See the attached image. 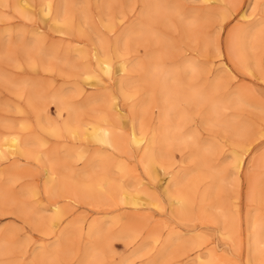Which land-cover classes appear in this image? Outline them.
Returning <instances> with one entry per match:
<instances>
[{
  "label": "rangeland",
  "instance_id": "1",
  "mask_svg": "<svg viewBox=\"0 0 264 264\" xmlns=\"http://www.w3.org/2000/svg\"><path fill=\"white\" fill-rule=\"evenodd\" d=\"M30 3L29 16L16 9L14 0L0 3V135L18 133L25 150L17 157L18 169L14 159L0 160V245L6 247L0 264H45L48 258L50 264H247L255 255L249 223L264 217V0ZM47 3L51 11L43 15ZM245 9L248 17L242 16ZM56 14L69 18L72 30L57 31ZM38 25L46 29L40 48L31 34ZM258 27L260 34L249 36L243 55L237 56L231 38ZM100 45L115 63L127 60L123 85H89L87 72L97 70L93 53ZM78 47L88 54L80 55ZM68 104L82 122L107 114L112 118L118 104L124 115L110 123L125 137L134 119L149 137L177 122L178 134L188 141L171 143L155 177L146 171L144 151L133 144L128 154L105 148L100 153L93 142L51 135L45 125L67 121ZM164 106L171 113L166 122ZM211 113H220L224 121H215ZM192 133L201 144L198 149ZM205 147L208 161L201 166ZM79 148L88 151L85 157L76 155ZM245 149V166L238 173L233 153ZM119 155L127 170L109 162ZM162 166L174 176L181 173L185 184L198 177L190 217L175 214L177 204L165 192ZM48 170L57 184L108 171L117 185L141 198L155 196L159 203L142 212L120 204L116 194L71 201L50 192ZM219 171L225 179L216 187L209 175ZM54 198H61L66 215L51 232L47 220L54 213ZM147 213L152 218L141 221ZM94 221L98 236L87 231ZM133 227L142 228L139 236H133ZM262 243L254 264H264ZM209 250L216 253L212 258L196 259Z\"/></svg>",
  "mask_w": 264,
  "mask_h": 264
},
{
  "label": "bare ground",
  "instance_id": "2",
  "mask_svg": "<svg viewBox=\"0 0 264 264\" xmlns=\"http://www.w3.org/2000/svg\"><path fill=\"white\" fill-rule=\"evenodd\" d=\"M6 2L7 0H0V3L2 4ZM202 3L204 6H207L206 3L204 2ZM14 6L23 16H29L32 13L30 7L32 5L30 3V0H14ZM49 11H51V4L47 3L45 4V7L42 9V14L44 15ZM242 16L248 17L247 9L243 11ZM53 23L55 29L59 32H67L72 30L73 28L71 20L67 17L60 16L59 14H56L53 17ZM113 25H114L113 21L107 22L108 27H113ZM45 32L46 29L43 25H38L32 28L31 34H33L36 37L35 43L39 46V48L41 47V45H43L41 43L44 42L45 40V35H44ZM260 32L261 29L260 27H258L252 32L243 31L241 36L235 35L230 40L229 43L230 49L234 51L237 54V56H242L247 47V41L249 39V36L255 37L257 34L259 35ZM102 47L103 46L100 45L99 48L95 50L96 52L93 53V55L96 58L95 60H96L97 70L91 69L87 72L88 79L92 80V82H90L89 85L93 87L100 84L104 88H109L111 85H113L116 82H118L119 85H123L121 78L128 70L127 60L121 59L115 63L113 61L114 59L113 56L109 52H105ZM77 50L79 51L80 55L82 54L83 56H85L86 54H88V51L81 47H78ZM116 55H117L116 57L118 58L120 57L119 52H117ZM81 90L84 92L85 88L83 87L81 89L80 87L79 91L81 92ZM166 98H167V94L164 93L163 102H165ZM68 107L70 108L71 114H70V118L67 121H65L61 125L57 123H53L50 125L49 123H47L48 125H45L46 130L51 135H53L54 137H62L67 134L74 139H78L79 141H81V139H84L85 141L93 142L99 145L96 148L98 149L96 151H99L100 153H102L103 148H105V150L111 149L119 153L128 154L130 150L128 144L129 145L133 144L138 148V150L144 151L145 160H146V171L147 173L155 177L158 176L157 164L161 163V159L163 158L164 155L167 154L166 149L171 145V143L175 141L176 143L182 141H188L187 139H184V136L182 135L180 136V133L178 134L177 131L178 129L181 128V125L177 122L174 123L171 128H168V130L166 131L159 130L149 137L148 134L146 133L145 126H143V124L140 122L137 123L136 122L137 119H134L132 121V126L130 127V133L127 137L123 136L122 134H118L114 129L113 124L110 123L111 120L120 122V118L124 115L123 113L124 108L119 106L118 104L113 105V110L118 113H113L112 118H110V115L107 114L102 116L100 119H98V121L95 122H82L78 113H76V108L71 107V105L69 104ZM161 108H162V120L166 122L169 120L168 117L171 114V113H167V109H169V107L164 106ZM174 114L177 115L176 113ZM211 114L215 115V119H214L215 121H219V122L224 121V119L220 117V113H211ZM205 121L207 122V120ZM25 122L23 123V127L28 128L29 123H25ZM232 128L234 130H238L235 127ZM193 135L194 134L192 133L191 138L195 142L194 145L196 149H198L199 147H201V144L198 143V141L193 137ZM39 143L41 145H44L46 143V140L41 137L39 139ZM23 145L24 142L18 133H11L6 137L0 135V160L4 161L6 159H14L15 160L14 168L18 169L21 165L19 164L20 162L18 161L17 157L21 156V153H23L24 150ZM208 149L209 147H205L203 151H201L199 154L200 157L202 158V160H199L201 166L203 164L204 165L207 164L208 157H206L203 154L204 151ZM248 151L249 149H245L242 153L237 151H234L233 153L234 167L235 169H237L238 173H240V171H242V169L245 166V160H246L245 157ZM87 153H88L87 150L81 153V148H79L76 155L79 157H85ZM36 155H37L36 157L41 156L40 154H36ZM118 158L119 160L117 161L111 158L109 159V162L110 163L115 162L117 164V167L122 171L127 170L128 168L127 161H125L120 155ZM263 165H264V160H263ZM162 169H163L162 179L165 181L163 183V185L165 186V192L169 197H172L174 199V202L177 204L175 209V214L178 217H190L194 208L195 194L198 186V182H196L195 179H198V177L195 178L191 183L185 184L180 179L181 177L179 175L181 173L174 176L173 174H171V172H167L164 166H162ZM50 170L47 171L49 174L48 184H49L50 192L52 194L57 193V195L59 194V197L66 198L71 201L72 200L76 201L75 197L77 196L99 201L106 198H112L114 194H116L118 196L117 201L120 204L132 207L135 210H139L142 212L146 210L151 211L152 206L158 205L159 203V199H157V197L155 196L149 195L148 198H141L133 194L131 191H129L127 187L121 184L117 185L113 181L112 176L108 173V171L103 175L94 176L91 178L83 177V179L80 182L70 183L64 180L61 184H57L53 182V177H52L53 172L52 171L50 172ZM209 176L212 177L213 181L216 183L215 185L216 187H218L221 184V182L225 179L224 174L220 171L211 172ZM181 185L182 187H180ZM0 195H2L1 190H0ZM61 202H62L61 198H54L50 204V209H52L54 213L47 220V228L51 232L56 231V229L60 227V225L62 224L63 216L66 215L65 211L63 210L64 208L62 207ZM151 218L152 216L149 213H147L143 217L142 216L140 217L141 221L142 219L149 220ZM97 225L98 224L94 221V223H92L87 227V231L90 236H98L101 234V231L98 229ZM262 228H264V217H257L254 220L250 221L249 223V234L254 239L252 244L253 245L252 252L255 255L254 257L252 256L247 260V264H254L253 261H255V256L257 257L260 254V249H261L260 244H263L262 242H264V232H263L264 229L262 230ZM141 229L142 228L139 227H133L132 228L134 234L133 236L134 237L139 236L141 233ZM170 241L171 239L167 238L165 243L166 246L162 254L166 255ZM5 249H6L5 246L0 245V253H3ZM215 254L216 253L213 250H209L207 252H200L196 259L199 260V262H202V259H204L205 256L212 258ZM47 260L48 262L46 261L45 264H50L49 258ZM53 260H55V258Z\"/></svg>",
  "mask_w": 264,
  "mask_h": 264
}]
</instances>
